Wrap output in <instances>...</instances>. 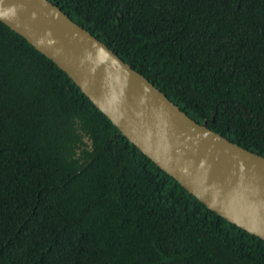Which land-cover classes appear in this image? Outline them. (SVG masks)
Instances as JSON below:
<instances>
[{"label":"trees","instance_id":"16d2710c","mask_svg":"<svg viewBox=\"0 0 264 264\" xmlns=\"http://www.w3.org/2000/svg\"><path fill=\"white\" fill-rule=\"evenodd\" d=\"M192 120L264 157V0H50ZM0 264H264L0 21Z\"/></svg>","mask_w":264,"mask_h":264},{"label":"water","instance_id":"95a60500","mask_svg":"<svg viewBox=\"0 0 264 264\" xmlns=\"http://www.w3.org/2000/svg\"><path fill=\"white\" fill-rule=\"evenodd\" d=\"M0 21L54 61L121 133L209 210L264 240V157L199 124L50 0H0Z\"/></svg>","mask_w":264,"mask_h":264}]
</instances>
